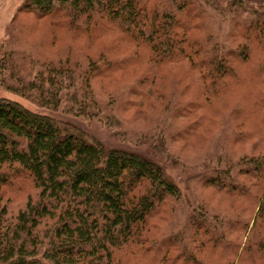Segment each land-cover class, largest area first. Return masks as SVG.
<instances>
[{"label":"trees","instance_id":"obj_1","mask_svg":"<svg viewBox=\"0 0 264 264\" xmlns=\"http://www.w3.org/2000/svg\"><path fill=\"white\" fill-rule=\"evenodd\" d=\"M21 12L51 18L54 27L68 23L74 36L86 27L113 28L112 42L118 45L130 39L133 49L114 57L106 47L92 59L75 55L78 48L66 43L56 57L46 58L42 49L48 40L53 48L57 34L51 39H28L25 33L33 29L19 24ZM232 13L228 34L220 43L216 20L226 23L227 17L217 0L23 2L0 43L2 88L51 113L57 114L69 102L70 111L96 117L103 106L91 85L95 75L136 64L140 46L148 47V69H140V75L111 95L143 98L162 84L158 61H178L185 72L170 94L156 92L167 111L187 120L172 123V134L188 140L206 120L203 103L218 101V127L209 138L202 135L208 148L199 160L206 167L196 181L247 199L249 212L245 217L218 214L212 221L207 207L199 203L200 211L187 221L193 228L190 235L165 229L152 241L142 242L160 208L169 202L174 209L183 196L164 167L142 153L108 148L52 115L0 99V264H113L122 247L133 245L146 252L144 243L157 252L176 248L184 264H209L197 253L207 238L221 248V264H245V259L264 264V238L255 236L259 225H264V150L258 140L246 147L251 133L235 124L252 115L245 109L246 99H237L226 111V100L219 94L229 88L230 79L246 76L243 65L252 57L255 39L264 51V8ZM253 73L261 74L264 83V60ZM191 86L197 89L196 97L189 94ZM72 92L80 94L72 96ZM256 103L264 107V91ZM21 176L32 181L34 193L11 211L4 203V188L15 185Z\"/></svg>","mask_w":264,"mask_h":264},{"label":"rangeland","instance_id":"obj_2","mask_svg":"<svg viewBox=\"0 0 264 264\" xmlns=\"http://www.w3.org/2000/svg\"><path fill=\"white\" fill-rule=\"evenodd\" d=\"M24 1L0 0V43L5 39L7 28L20 11ZM217 3L227 17L226 23L221 19L216 20V32L220 43L224 42L228 34L227 22L233 16L232 11H245L248 14L264 8V0H217ZM18 22L27 28L33 29L31 33H25L28 39L33 41L43 37L51 39L52 35L57 34L55 36V46L53 48L49 47L48 40L46 47L42 49L46 58L56 57L58 50L66 43L78 48L74 52L75 55L81 53L85 58L91 57L92 59H95L106 47L110 48L109 54L114 57H119L127 53L128 50L133 49L132 44L129 43L130 39H124L118 45L112 42L113 28L108 31L102 29L100 25L96 26L97 30H94V27L91 29L86 27L84 28L86 31L82 30V33L74 36L70 33H73L75 29L71 32V29L67 27L68 23L63 22V25L60 24L59 27H54L51 18L38 19L36 15L26 12L19 14ZM195 34H198L197 31L194 32L192 37ZM138 50L140 58L136 60V64L122 66L115 71L106 72L102 75H95L91 79L94 92L103 106V112L99 116L86 117L72 112L69 110L71 106L69 102L64 103L57 114L51 113L28 99L7 92L2 88L1 83L0 99L16 101L33 112L52 115L56 119L65 121L85 132L90 139L101 141L108 148H122L142 153L164 167L168 177L180 187L183 196L180 202L173 204L174 209L171 210V203L169 202L160 208L158 214L151 220L149 228L144 231L142 242L152 241L156 235H161L162 230L165 229H170L173 232L179 231L180 236L190 235L193 228L187 221H191L200 211L198 208L199 203L207 207V215L211 220L218 214L232 213L233 216H247L249 212L247 199L232 197L228 193L218 191L211 186L204 185L203 182L196 181L198 176L205 171L203 168L206 167L200 161V156L208 148L206 139L202 138V135L209 138L218 127V112L220 111L218 101L212 99L207 100V103H203L206 120L195 128L188 140H177L172 134V123L178 125L187 120L177 117L171 110L167 111L165 102L157 97L156 92L158 90L164 95L170 94L176 80L180 79L185 72L178 61L167 59L158 61L162 84H158L154 89L152 88L153 94L146 95L143 98L132 94H128L124 99L112 98L114 90L122 84L131 83L137 75H140V69L142 71L148 69L149 60L146 56V53H149L148 47L140 46ZM262 60H264V51L255 39L252 57L243 65V72L246 76L243 80L230 79L229 88L219 92V94L226 100V106L224 107L226 111L233 106L237 99L241 97L246 99L245 109L252 111V115L236 120L235 124L238 128L251 133L245 144L246 147L258 140L259 149L264 150V107H260L256 103V100L260 98L261 93L264 91V83L261 82V74L253 73L255 67ZM188 73L192 75L194 70L191 69ZM183 86H181V89ZM196 93V87L191 86L189 94L196 97ZM71 94L76 96L80 92H72ZM181 98L184 100L185 97L182 96ZM127 102L128 105L133 102H139L141 105H135V107L130 105L128 107ZM235 148L237 146L232 149ZM15 182V185L4 188V203L9 204L11 211H16L27 201L28 196L34 193L33 183L27 177L21 176ZM255 236L264 238V225H259ZM204 239L206 238L204 237ZM207 239L202 249L197 253H201V257H204L209 264H221V248L216 249ZM136 248L133 245L122 247L117 251L113 264H184L182 254L177 252L174 247H163L162 250L157 252L152 247L150 248L149 244L144 243V249L146 248L147 253L139 252V249ZM245 260V264L254 263Z\"/></svg>","mask_w":264,"mask_h":264}]
</instances>
